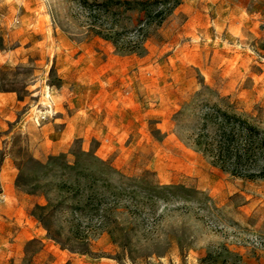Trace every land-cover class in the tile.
Wrapping results in <instances>:
<instances>
[{
  "label": "rangeland",
  "instance_id": "rangeland-1",
  "mask_svg": "<svg viewBox=\"0 0 264 264\" xmlns=\"http://www.w3.org/2000/svg\"><path fill=\"white\" fill-rule=\"evenodd\" d=\"M219 112L264 133V0H0V264H264Z\"/></svg>",
  "mask_w": 264,
  "mask_h": 264
},
{
  "label": "trees",
  "instance_id": "trees-1",
  "mask_svg": "<svg viewBox=\"0 0 264 264\" xmlns=\"http://www.w3.org/2000/svg\"><path fill=\"white\" fill-rule=\"evenodd\" d=\"M215 124V135L205 143V152L213 164L237 178L264 180V133L240 118L220 112Z\"/></svg>",
  "mask_w": 264,
  "mask_h": 264
}]
</instances>
